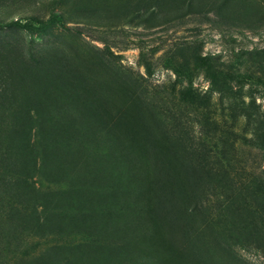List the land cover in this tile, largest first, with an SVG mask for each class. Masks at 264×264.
<instances>
[{
  "label": "rangeland",
  "instance_id": "1",
  "mask_svg": "<svg viewBox=\"0 0 264 264\" xmlns=\"http://www.w3.org/2000/svg\"><path fill=\"white\" fill-rule=\"evenodd\" d=\"M205 1L0 0L2 21L34 24L57 13L70 26L62 29L52 23L44 32L0 29V82L14 81L15 104L30 110L32 117L46 116V126L65 117L67 127L115 128L137 147L139 140L157 142L177 172L188 179L194 173L191 181L199 188V200L210 209L222 200V191L203 186V176L218 162H228L230 170L250 174L259 187L264 181V150L246 143L244 120L228 116L226 94L218 92L198 66L190 67L193 87L207 93L202 99L211 94L209 107L196 109L181 102L173 66L198 52L250 75L240 96L253 102L254 137L263 136L264 0H255L256 5L253 2L243 13L238 7L220 9ZM39 124L31 122L35 130ZM226 131L232 132L224 136ZM256 195L245 202L259 213L264 198L260 191ZM187 204L178 205L189 208ZM3 242L2 264L8 250ZM231 248L240 264H264V254L256 248Z\"/></svg>",
  "mask_w": 264,
  "mask_h": 264
},
{
  "label": "trees",
  "instance_id": "2",
  "mask_svg": "<svg viewBox=\"0 0 264 264\" xmlns=\"http://www.w3.org/2000/svg\"><path fill=\"white\" fill-rule=\"evenodd\" d=\"M216 1L205 4L243 13L256 2ZM52 23L70 28L52 13L34 24L0 20V29L44 32ZM194 66L224 91L228 116L244 120L246 143L264 150V134L252 132L253 102L240 96L250 75L209 55L184 56L173 66L179 100L196 109L207 110L211 94L202 99L207 93L194 89ZM14 85L8 78L0 82V243L8 247L3 264H240L233 244L264 254V207L258 213L245 202L258 191L264 198V181L254 187L250 174H235L228 162H218L201 181L222 191V200L209 209L191 181L194 173L188 179L177 172L157 142L139 140L137 147L115 128L67 127L65 117L46 126V116L32 117L15 104ZM37 120L35 130L31 122Z\"/></svg>",
  "mask_w": 264,
  "mask_h": 264
}]
</instances>
